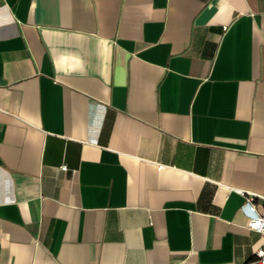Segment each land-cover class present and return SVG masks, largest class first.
<instances>
[{
    "label": "crops",
    "instance_id": "crops-1",
    "mask_svg": "<svg viewBox=\"0 0 264 264\" xmlns=\"http://www.w3.org/2000/svg\"><path fill=\"white\" fill-rule=\"evenodd\" d=\"M238 190L264 0H0V264H256Z\"/></svg>",
    "mask_w": 264,
    "mask_h": 264
},
{
    "label": "built area",
    "instance_id": "built-area-1",
    "mask_svg": "<svg viewBox=\"0 0 264 264\" xmlns=\"http://www.w3.org/2000/svg\"><path fill=\"white\" fill-rule=\"evenodd\" d=\"M228 30V26L224 27ZM66 171L67 167H62ZM238 193L245 198L244 208L247 209L249 218L248 229L258 232L263 237V244L255 251V263L264 264V196L238 190Z\"/></svg>",
    "mask_w": 264,
    "mask_h": 264
}]
</instances>
